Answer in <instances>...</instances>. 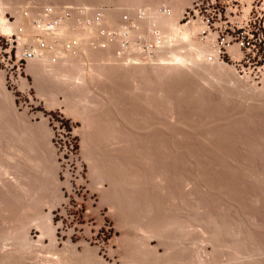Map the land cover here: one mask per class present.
I'll list each match as a JSON object with an SVG mask.
<instances>
[{
    "label": "rangeland",
    "instance_id": "obj_1",
    "mask_svg": "<svg viewBox=\"0 0 264 264\" xmlns=\"http://www.w3.org/2000/svg\"><path fill=\"white\" fill-rule=\"evenodd\" d=\"M0 2V264H264V71L218 56L204 6Z\"/></svg>",
    "mask_w": 264,
    "mask_h": 264
},
{
    "label": "built area",
    "instance_id": "obj_2",
    "mask_svg": "<svg viewBox=\"0 0 264 264\" xmlns=\"http://www.w3.org/2000/svg\"><path fill=\"white\" fill-rule=\"evenodd\" d=\"M202 6L206 28L213 33L218 46V56H226L228 62L240 69L264 71V0H192L185 13L197 14ZM65 17L52 7L42 9L34 20L39 36L36 40L41 47H46L42 33L54 31ZM102 35L113 37L107 29H103ZM75 155V143L69 139L58 158L63 163L73 161Z\"/></svg>",
    "mask_w": 264,
    "mask_h": 264
},
{
    "label": "bare ground",
    "instance_id": "obj_3",
    "mask_svg": "<svg viewBox=\"0 0 264 264\" xmlns=\"http://www.w3.org/2000/svg\"><path fill=\"white\" fill-rule=\"evenodd\" d=\"M0 3H1V2H0ZM5 4H6V3H5ZM88 10H89V9H88ZM90 11H91V9H90ZM92 12H94V11L92 10ZM32 13H33V12H32ZM156 13H158V12H156ZM159 14H160V13H159ZM18 15H19V14H18ZM161 15H162V14H161ZM176 16H177V15H176ZM28 17H29V16H28ZM156 17H157V16H156ZM160 17H161V16H160ZM172 18H176V17L174 16V17H172ZM33 19H34V18H33ZM167 19H168V16H167ZM167 19H165V21H167ZM170 19H171V18H170ZM5 20H6L5 17L2 16V15L0 14V28H1V30H2V31H7V32L9 31V32H10L11 30H10V27H9V25H8L9 23L7 24V21H5ZM91 20H92V19H91ZM156 20H157V19H156ZM161 20H162V19H161ZM163 20H164V18H163ZM29 21H30V20H29ZM93 21H94V20H93ZM65 22H66V21H65ZM159 22H160V21H159ZM163 22H164V21H163ZM63 23H64V22H63ZM10 24H11V23H10ZM161 24H163V23H161ZM164 24L166 25L165 27H167L168 32L170 33V35L173 34V35H175L176 37H177L176 34H178V33L181 34V36H182L183 38H186L187 36L189 37V34H190L191 31L193 30L192 28H190V29L188 28V29H187V27H185V26H183V27H185V28H181V27L179 26L178 22H177L175 19H173V20L171 19L170 21H167V22H165ZM164 24H163V26H164ZM21 25H22V24H21ZM10 26H11V25H10ZM13 26H14V25H13ZM13 26H12V27H13ZM17 26L20 27L19 25H17ZM17 26H16V27H17ZM30 26H31V25H30ZM21 27H22V26H21ZM32 29H33V28H32ZM34 29H35V28H34ZM92 29H93V28H92ZM12 30H13V28H12ZM17 30H18V29H17ZM25 30H26V29H25ZM90 30H91V27H90V28L88 27L87 30L85 31V32L87 33L88 36L85 35V36L83 37V39H85V38L88 39V37H89V39H91V38H90L91 35L88 34V33H90ZM18 31H21V29L18 30ZM22 31H24V30H22ZM91 31H94V29L91 30ZM70 32H71V31H70ZM83 32H84V31H83ZM83 32H82V33H83ZM193 32H195V31H193ZM22 33H23V32H22ZM26 33H27V32H26ZM91 33H92V32H91ZM91 33H90V34H91ZM94 33H95V32H94ZM34 34H35V33H34ZM179 34H178V35H179ZM193 34H194V33H193ZM30 35H31V34H30ZM32 35H33V34H32ZM43 35H44V34H43ZM86 36H87V37H86ZM179 36H180V35H179ZM27 37H28V36H27ZM30 37H33V36H30ZM188 37H187V38H188ZM28 38H29V37H28ZM93 38H94V37H93ZM93 38H92V39H93ZM168 38H169V37H168ZM48 39H49V38H48ZM87 39H86V40H87ZM177 39H178V38H177ZM42 40H43V39H42ZM23 41H24V40H23ZM36 41H37V40H36ZM94 41H95V40H94ZM176 41H177V40H176ZM33 43H34V41H33ZM83 43H84V42L81 43V46H82V47H83V46L85 47V49H83V50H85V52H84V53H85V59H82V62H81V65H80V66H81V68L84 69V68H87L86 65H87L88 62H93V61H95L96 57L94 58V54L97 52L98 49H97V47L95 48V46L93 45V44H94L93 42L91 43V40H89L88 43L85 44V45H84ZM172 43H173V42H172ZM191 43H192V42H191ZM34 44H35V43H34ZM91 44H92L94 47H91ZM39 45H40V44H39ZM95 45H96V44H95ZM190 45H191V44H190ZM36 46H38V45L36 44ZM173 46H174V45H173ZM194 46H195V44H194ZM184 47H185V46H184ZM191 47H192V46H190V48H191ZM92 48H95L96 52H94V51H95L94 49L91 50ZM180 48H182V47H180ZM34 49H35V48H34ZM38 49H40V48H38ZM38 49H36V50H38ZM178 49H179V48H177V50H178ZM182 49H183V48H182ZM182 49H181V50H182ZM184 49H185V48H184ZM186 49H187V47H186ZM186 49H185V50H186ZM203 49H204V48H203ZM49 50H50V49H49ZM90 50H91L92 52H91ZM173 50H174V49H173ZM173 50H172V51H173ZM188 50H190V49H188ZM191 50H192V49H191ZM38 51H39V50H38ZM41 51H42V50H41ZM42 52H44V51H42ZM89 52H91L92 54H91V53L89 54ZM173 52H175V51H173ZM189 52H191V51H187V53H189ZM194 52H195V51H194ZM197 52L199 53L200 51L197 50ZM36 53H37V52H36ZM40 53H41V52H40ZM176 53H177V52H176ZM176 53H175V54H176ZM184 53H185V52H184ZM187 53H186V55H187ZM201 53H202V52H201ZM201 53H199V54H197V53H196V54L189 53V54L187 55L188 57H186V60H187V58H188V60L190 59L191 61L196 60V59H198V58L200 59V58H201V55H200ZM38 54H39V53H38ZM96 54H98V53H96ZM164 54H165V53H164ZM90 55H91V56H90ZM173 55H174V54H173ZM183 55H184V54H183ZM186 55H185V56H186ZM202 55H203V54H202ZM42 56H43V55H42ZM86 56H87V57H86ZM92 56H93V57H92ZM95 56H96V55H95ZM98 56H99V55H98ZM162 56H163V55H162ZM198 56H200V57H198ZM164 57H165V56H164ZM164 57H163V58H164ZM193 57H195V58L197 57V58L195 59V58H193ZM203 57H204V56H203ZM44 58H45V57H44ZM178 58H179V57H178ZM47 59H48V58H47ZM98 59H99V58H98ZM184 59H185V58H184ZM39 60H40V59H39ZM172 60H173V59H172ZM176 60H177V59H176ZM188 60H187V61H188ZM204 60H205V59H204ZM101 61H102V60L100 59V63H101ZM103 61H104V60H103ZM109 61H110V60H109ZM119 62H120V61H119ZM172 62H173V61H172ZM65 63H66V62H65ZM79 63H80V62H79ZM139 63H140V62H139ZM183 63H184V62H183ZM183 63H182V64H183ZM196 63H197V62H196ZM45 64H46V63H45ZM52 64H54V63H52ZM90 64L92 65V63H90ZM90 64H89V66L91 67ZM96 64H97V61H96ZM96 64H95V62H94V65H95L96 68H97V66L100 67V66L102 65V64L99 65V63H98L97 65H96ZM175 64H176V63H175ZM187 65H188V64H187ZM190 65H191V64H190ZM85 66H86V67H85ZM104 66H105V65H103V68H104ZM41 67H42V66H41ZM90 67H89V69H91ZM92 67H93V66H92ZM95 67H93V68H95ZM99 67H98V68H99ZM172 67H173V66H172ZM185 67H186V66H185ZM101 68H102V67H100V69H101ZM105 68H107V67H105ZM169 68H170V67H169ZM179 68H180V67H179ZM181 68H182V67H181ZM100 69H99V70H100ZM44 70H45V69H44ZM44 70H43V71H44ZM93 70H94V69H93ZM159 70H160V69H159ZM172 70H173V69H172ZM43 71H42V72H43ZM52 71H53V70H52ZM78 71H79V70H78ZM94 71H95V70H94ZM100 71H101V70H100ZM175 71H176V70H175ZM86 72H87V71H86ZM86 72H84V73H85V74H88V73H86ZM88 72H89V70H88ZM90 72H92V71H90ZM97 72H98V70H97ZM97 72H96V73H97ZM43 73H44V72H43ZM80 73L82 74L83 72H80ZM80 73H79V74H80ZM115 73H116V72H115ZM77 74H78V73H76V75H77ZM107 74H108V73H107ZM65 75H66V74H65ZM83 76H84V75H83ZM83 76H82V77H83ZM86 76H88V75H86ZM92 76H93V75H92ZM113 76H114V75H113ZM77 77H78V75H77ZM82 77H81L80 79H82ZM89 77H90V76H89ZM95 78H96V77H95ZM72 79H73V78H72ZM74 79H76V78L74 77ZM85 79H86V78H85ZM92 79H93V78H92ZM78 80H79V79H78ZM84 81H85V80H84ZM72 82H73V81H72ZM87 82H88V81H87ZM81 84H82V83H81ZM84 84H85V83H84ZM84 84H83V85H84ZM98 84H99V83H98ZM115 84H116V83H115ZM140 86H141V85H140ZM123 88H124V87H123ZM144 90H145V89H144ZM160 92H162V91H160ZM149 93H150V92H149ZM158 93H159V92H158ZM161 94H162V93H161ZM128 101H129V100H128ZM82 103H83V102H81V104H82ZM89 104H90V103H89ZM79 106H80V105H79ZM81 106H82V105H81ZM87 106H88V105H87ZM77 108H78V106H77ZM84 109H85V108H84ZM132 110H133V108H132ZM153 157H154V156H153ZM142 175H143V174H142ZM159 179H160V178H159ZM145 185H146V184H145ZM133 188H134V187H133ZM40 217H42V216H40ZM146 217H147V216H146ZM45 219H47V218H45ZM43 221H45V220H43ZM45 222H46V221H45ZM155 222H156V221H155ZM43 223H44V222H43ZM160 223H161V222H160ZM154 224H155V223H154ZM41 225H42V224H41ZM156 225H157V224H156ZM43 226H44V225H43ZM49 227H50V226H49ZM50 229H51V227H50ZM52 229H53V228H52ZM46 230H48V229H46ZM50 232H51V231H50ZM24 233H25V232H24ZM53 233H54V232H53ZM25 234H26V233H25ZM26 235H27V234H26ZM51 235H52V234H51ZM52 236H53V235H52ZM23 237H25V236H23ZM21 239H22V238H21ZM21 239H20V240H21ZM23 240H24V239H23ZM26 241H28V239H27ZM29 243H30V242H29ZM6 248H7V247H6ZM4 250H6V249H4ZM4 250L1 251V253H2L3 255H5L6 258H7V256H11L12 253H7V252H5ZM6 251H7V250H6ZM12 252H13V251H12ZM2 254L0 255V257H4V256H2ZM8 254H9V255H8ZM12 256H13V255H12ZM1 259H2V258H1ZM2 262H3V261H2ZM56 262H57V261H56ZM26 263H27V262H26ZM47 263H48V262H47ZM54 263H55V262H54ZM54 263H52V264H54ZM33 264H34V263H33Z\"/></svg>",
    "mask_w": 264,
    "mask_h": 264
}]
</instances>
